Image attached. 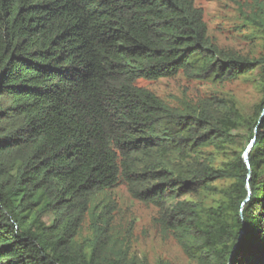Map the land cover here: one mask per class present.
Instances as JSON below:
<instances>
[{"label":"trees","instance_id":"trees-1","mask_svg":"<svg viewBox=\"0 0 264 264\" xmlns=\"http://www.w3.org/2000/svg\"><path fill=\"white\" fill-rule=\"evenodd\" d=\"M180 72L264 91V54L220 48L194 0H0V264H150L113 236L121 179L198 264H264V101L137 84Z\"/></svg>","mask_w":264,"mask_h":264},{"label":"rangeland","instance_id":"rangeland-1","mask_svg":"<svg viewBox=\"0 0 264 264\" xmlns=\"http://www.w3.org/2000/svg\"><path fill=\"white\" fill-rule=\"evenodd\" d=\"M194 1L203 9L209 36L220 48L248 57L264 54V28L260 21L252 20L258 16L264 18V0ZM137 84L152 90L171 106H179L181 100L196 103L204 98L231 99L248 117H255L264 101V91L256 74L211 82L180 72L175 77L159 80L141 79ZM249 135V131H245V136ZM109 193L117 206L113 236L138 259L150 264H198L186 254L173 233L161 224L158 207L133 198L122 179ZM46 219L49 221L48 217ZM91 236V221L86 217L79 238Z\"/></svg>","mask_w":264,"mask_h":264},{"label":"water","instance_id":"water-1","mask_svg":"<svg viewBox=\"0 0 264 264\" xmlns=\"http://www.w3.org/2000/svg\"><path fill=\"white\" fill-rule=\"evenodd\" d=\"M254 143H255V138H254V140H252L251 142H250V144L247 146V148H246V150H245V153H244V159H245V161H246V163H247V165L248 166H250V163H249V156H250V150L252 149V147L254 146ZM249 201V198H247L246 200H245V203L246 202H248ZM241 216H243V211H241ZM243 232L241 231V234H242ZM232 256V255H231ZM231 256H230V258H229V263H230V261H231Z\"/></svg>","mask_w":264,"mask_h":264}]
</instances>
